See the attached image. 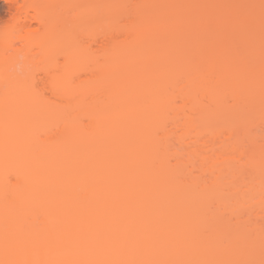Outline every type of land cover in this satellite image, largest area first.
Here are the masks:
<instances>
[{
    "label": "bare ground",
    "instance_id": "bare-ground-1",
    "mask_svg": "<svg viewBox=\"0 0 264 264\" xmlns=\"http://www.w3.org/2000/svg\"><path fill=\"white\" fill-rule=\"evenodd\" d=\"M23 1L25 3V0ZM47 1L51 2L50 0ZM28 2H32V0ZM43 3L38 6H43ZM70 3L71 1L67 3L66 8ZM21 6L23 7V4ZM91 6L82 7L81 9H85L82 11L80 9V12H78L79 8L76 7L78 11H74V7L69 6L71 11L73 10L75 13L71 16L72 18L70 17L72 20L68 22L75 26L74 21L80 18L84 19V16L87 17L93 11ZM92 8L94 9V7ZM97 8L96 10H99V7ZM107 8L109 7L105 6L101 13L105 15L106 13L103 11H107ZM43 13L46 15L47 12ZM47 16L42 17L46 18ZM139 18L138 25L131 29L132 35L129 33L130 37L129 35L124 37L127 38L126 40L119 41L116 39V41L110 37L108 41L106 38V43L100 48L101 63L95 58H90L83 46L79 48V44L77 43V45L72 38L74 36H71L67 52L65 50V55L63 54L65 64L62 66L64 68L60 71V76L56 75L57 79L52 80L55 83L52 85L55 88L58 85L57 89L59 87L60 93V90L65 91L63 95L67 99L64 98L66 101L62 100V103H66L58 104V106L56 104L49 106L27 105L25 100L32 99L34 95L32 92L30 94L29 90L27 92V85L21 83L22 80H17L15 73L7 72L10 67L13 69V60H17V53L20 55L24 48L29 49V45H33L36 41L37 43L42 39L45 41V38L49 36V29L44 35L46 28L43 25L45 29L42 27V32L39 29L36 30L37 28L34 29V32L40 31L41 33L37 32L36 34L30 25H28L27 30L29 29L33 33L24 27L27 26V20L23 22L26 24L24 26L17 22L18 26L15 28V25L13 26L15 21L12 22L14 29L11 28V30L16 31L17 40L23 42H20L21 44L24 42L25 44L22 48L14 47L16 50L10 46L9 48L13 49L11 52L9 48H5L8 47L7 42L13 38L10 31L6 30L1 33L0 40L4 43H0V85H2V87L0 86V264H234L238 263L239 260L240 264H245L247 259H243L245 257L244 252H247L248 248L251 251H256L255 248L260 247L258 243L255 248H253V243H247L246 245H251L253 249L248 246L246 250L241 242L242 237L237 235V238L233 236L234 238L231 237L233 239H226L221 232L223 228L219 221L217 220L219 223L217 226L220 225L221 230L220 227L216 226L217 222H214L216 221L212 216L214 211V213L209 212L207 215L211 216L209 221L214 222L215 226L213 225L214 228L210 229L212 230L210 234L207 235V231L206 235L202 236V232L204 234L206 229L204 226H209L205 224L209 221L204 218V207L207 202L203 195L206 196L208 190H210L211 195H215L216 188H220L222 183L224 186L227 183L228 191L231 192L232 190L233 192V194L229 193L228 195L232 194L234 197L231 200H221L220 204L214 203L216 208L217 204L220 205L222 211L229 212L230 216L236 212L238 214L240 210L246 208L250 212L252 211L251 208H255V206V210L259 208L262 210L259 211L264 213V161L261 155V158L255 157L261 149L254 148V152L255 149L257 150L253 154L255 156L250 153L248 158L247 156L244 158L245 155L243 157L242 153L238 151L240 148L238 149L236 145H243L244 142L237 143L238 139L241 140V138H237L235 133L239 130L240 134L242 125L237 124L236 119L233 120L235 123H232V120L225 121L224 119L225 126L220 122L214 125L217 122L214 121L215 118L213 120L212 116L210 117V110L212 111V109L201 107L199 101L201 98L206 99L207 102H210L209 105H212L213 109L216 110L220 105H223V102L221 103L222 98L225 97L223 93L227 94L228 92L226 96H230L235 103L240 102L239 100L243 98L249 99L248 96L257 87L256 85L254 87L251 81L255 80L254 77L259 78L256 71L259 72L264 63L259 65L255 62L260 67V69L254 70L255 72H251V69H254V64H251V67L253 66L251 69H249L250 67L247 68L248 71L250 70L249 72L246 67H243L246 69L243 71L248 73H241L240 68L242 70V66L236 68L239 69L238 71L234 69L235 65H229L230 68H225L221 61V63L218 62L219 58L211 55L210 60L204 62V64L209 62L207 66L202 65V63L203 67L199 66V63L193 65L188 63L173 67L170 65L172 62H169L167 58L169 57L168 54L167 56L157 55L152 51L154 57L149 56L145 48L142 49L143 51L141 49L136 51L135 48L142 42L153 39L154 30L164 25L157 24L156 28L154 23H149L152 21L150 20L151 17L148 20ZM81 19L80 23L85 21H81ZM91 19L98 20L99 18L91 17ZM15 20L17 21V17ZM48 21L52 22L51 19H47V23ZM47 23L45 22V24ZM102 23L99 22L98 24ZM167 24L169 25L168 21L165 25ZM171 24L173 23L170 22ZM49 25L47 28L52 27L53 24L49 23ZM158 25L160 26L158 27ZM173 25L171 26L175 27ZM72 27L70 28L75 29ZM129 30L124 31L123 34L130 32ZM3 36H7V41L3 39ZM34 40L35 42H32ZM46 42L45 45H41L44 51ZM142 45L143 48L144 45ZM14 46L16 45L14 44ZM51 48L55 49L53 46ZM51 48L49 46L48 49ZM37 52L39 53V51ZM50 53L45 55L46 57L44 56L46 59L42 58L47 61V57L51 56ZM24 54V57L20 55V59L21 57L25 59L26 54H30L29 50L26 49ZM91 59H95V62L92 63ZM212 59L217 63L210 62L213 61ZM148 60H151L152 63L158 62V64H154L153 68L151 66L152 69H146V65L150 66ZM81 61L88 62V65L90 63H100V65L98 67L91 65L93 71L96 69L94 74L88 73L89 78L87 76L81 84H77V82L74 84L72 82L73 75L75 76L76 72H79L83 67ZM144 61L146 62L145 65H143ZM130 63L134 67L130 66ZM174 65L176 64L174 63ZM130 67L137 69V71L127 76L125 72ZM260 73L263 74V72ZM241 74L243 77L240 76ZM262 74L259 76L261 77ZM177 81H180L179 84ZM100 87H106L108 92L103 93L101 98L99 97L101 94L95 97V102L93 97L92 102H89L90 104H85V95L90 92V94H94L93 90H99ZM101 90L104 91V88ZM174 98L182 99L186 104L179 100L182 105L184 104L183 107L186 110L189 109L193 113L197 112V118L195 116L197 120L186 118V120L181 121L179 117L182 115L176 118V115L173 114L175 116L173 118L174 126L180 121L181 123L178 125L183 126L181 129L184 130V127L185 129L188 127V131L189 127L194 125L196 128L194 126L193 128L198 130H194L197 136L203 135L201 132L208 133L207 130H209L211 133L214 130V135L211 133L214 139V136L218 135L219 137L222 133L219 127L218 130L216 129L220 125L222 129L228 130L224 134L229 133L230 137L227 134L224 135L225 137L227 136L233 141L232 138L237 136L235 137L237 140H234V143L231 141L233 144L229 146L230 140L227 138V145V140L224 139L225 137L222 138L223 134H221L220 138L225 140L221 141L220 139L221 146L219 145V147L221 148L219 149L221 150L215 148L213 157H207L206 154L210 155L209 152L204 155L207 158H201L203 164L207 159L210 160L208 166L205 164L199 169L201 172H207L210 176L209 188L206 191V187L203 186L202 192H198L201 195L193 194L194 192H190L191 194L189 192L184 193L183 190L185 191V189L181 190L183 188H181L182 183L176 182L179 178H177L178 169L177 172L174 171L175 169H173L174 172L171 169V171L166 170L168 168L165 162L167 159L162 156V153L159 154V148L165 146L164 142L163 144L158 143L159 147L153 139L154 130L159 129L163 120L167 121L169 117H166V112L172 113L174 111L172 108ZM98 100L102 101L98 103ZM191 114L189 115L192 116L193 114ZM82 118H89L86 128L84 127L85 130L79 126ZM178 118L179 121H177ZM221 120L223 122V119ZM247 123L253 125L252 122L247 121ZM51 125L56 127L54 131L53 126L50 127ZM255 125L258 126L259 124L255 123ZM244 130L242 129V132ZM211 134L209 136H212ZM241 134L243 136V133ZM245 135H247L246 132ZM250 135L251 137L254 136L253 134ZM248 136L249 133L246 136L249 140ZM255 138L253 137L254 140ZM168 151L172 153L171 150ZM171 153L166 155L170 157ZM193 155L191 154L192 157ZM234 160L243 161V166L247 165L246 168L252 169L251 175L245 174L249 177L247 178L248 181L245 180V176L243 181L241 176L240 181L237 179L239 183L231 180L232 175L236 178L238 176L235 177V175H240L238 172L246 170V168L235 169L236 164L231 166L230 162ZM262 162L263 165H261ZM262 166L263 168H261ZM181 173L183 172L181 171ZM188 178L191 179L192 177L188 176ZM190 179H188L190 185L196 184L193 179ZM188 187L184 185V188L187 189ZM237 214L236 216H238ZM225 215L227 216V214ZM244 219L242 218V220ZM248 219L246 218V220ZM241 222L243 223V221ZM211 223L208 224L212 225ZM262 228L264 227L260 225V229H258L261 230L260 236L264 234ZM222 235L226 241L222 239ZM243 235H245L244 232ZM226 236L229 237V235ZM251 238L253 237L251 236ZM259 249L258 252L264 250L263 247L260 251ZM258 252V255L252 253V255L258 256L257 261L254 259L255 263L264 264V252L263 255L260 253V256ZM242 256L243 258H240Z\"/></svg>",
    "mask_w": 264,
    "mask_h": 264
},
{
    "label": "rangeland",
    "instance_id": "rangeland-1",
    "mask_svg": "<svg viewBox=\"0 0 264 264\" xmlns=\"http://www.w3.org/2000/svg\"><path fill=\"white\" fill-rule=\"evenodd\" d=\"M28 1H31V0H27V1L25 0L26 4L24 3L23 0L22 1H20V0H17V1L16 0H0V35H1V33H4V31L8 30V31H10L11 37H13V38L10 37L11 38L10 41L8 40L9 42H7L8 47L6 46L5 48H9L10 46L13 48L14 47L15 48L16 47L22 48L23 45L25 44V42H24V44H21L23 42L20 41L21 42L20 43L17 40L16 31H12L16 26H18L17 22H18V24H22L24 26L26 24H24L23 22H26V20H27L28 21V22H26L27 26H24V27H26V30H27V27H29L28 25H30L33 32H34V29H36V28H37L36 30L39 29L41 31V28L44 25V27L46 28L45 29L43 27L45 29L44 35L47 32V30L49 29L48 35L50 36V38H49V36H47V37L45 36L46 37L45 41H44V39H42L41 41H38V43L36 41V43H33V45H31V46L29 45L30 44L29 43L28 44L29 49L28 48H26V49H27V51L29 50L30 54H26V57L24 59L23 57L25 56L24 53L26 51V49L24 48V50L22 51L24 53L22 54V52H20V55L21 56L24 55V56L21 57V59H20V55L17 53L18 58L16 61H18V59H19V61L16 62L13 60V66H12L13 69H11V67H10L9 70L10 69L11 70L10 71L7 70V72H10V74L15 73L16 74V76L14 74L15 78H17V80H22L21 83L27 85V87H28L27 92L29 90L30 94L32 92V95H34L32 97V99L29 98V100L28 99L25 100L27 105H35V106L48 105L49 106L50 104H56V106H58V104L63 105L64 103H66V102L62 103V100H64V101L67 100L66 97L63 95V94H65V93H63L65 91L60 90L61 91V93H60L58 91L59 87L57 89L58 85L56 84L57 85L56 88H55V86L52 85V84L55 85V83H53L52 80L54 78L57 79V76L60 74V71H62V69L64 68V66H62V65L65 64V62H64L65 61V59H64L65 58L64 57L65 50L67 52V48L70 45L71 36H74L72 38H74V41L76 44L77 43L79 44V45L77 44L79 46V48H81L83 46V48L88 52L87 54H89L90 58H92V59L95 58L96 60H98V62L100 61V63H101L100 57H101L102 53H101L100 48H101V46L103 47L104 44L106 43V41H105L106 38L108 41H109L110 37L113 40H116V39H118L119 41H121L123 39L126 40L127 38L125 39L124 37L128 36L129 33L131 34V29L134 28L135 26H137L138 22H140L139 17H141L143 20H148L151 17L150 20H152V21H150L149 23L150 24L154 23L156 25L155 26L156 28H157V24H160V25L164 24V25L163 26L161 25V27H159L160 25H158L159 28L157 30L153 31V35H152L153 39H151V37H150L151 40L146 41V42L145 41L142 42L141 45L142 44L144 45V46L142 45L143 48L141 47V45H138L135 48L136 51H140L139 49L142 50L145 48V50L147 49L146 51L148 52L149 56L152 55L154 57H155L154 53H157V55L161 54V55H166V56L168 54L169 57H167V58L169 59V62L173 63V64L170 63V65L173 67L182 66V64L185 65L188 63H190V65L199 63V66L202 63V65L207 66V65H209V62L206 64H204V62L209 61L211 55H215L217 58H219L218 59L219 61L218 60L217 61L218 62L221 61L222 64L225 66V68H228V67L230 68L231 65L232 66L235 65L237 67L234 66V69L238 71L239 69H236V68H240L242 66V70L240 68L241 73H248L250 70L248 71L247 68L250 67L249 69H251L253 66H254V69H251V72H253L254 70L256 71L257 68L260 69L259 65L264 63V61H263L264 60V0H70L71 3L67 6L68 9L66 8V5H67V3L70 2L69 0H59V1L58 0H50L51 1L50 3L47 0H32V2H28ZM35 1H37V2H35ZM41 1L44 2L43 3L44 7L41 6L42 5ZM46 1H47V3H46ZM22 4H23V7L21 6ZM39 4H41V5L38 6ZM71 4H74V5H71ZM88 4H90L89 6L92 5L90 8L93 11L91 13H89V15L87 17L84 16V19L80 18L82 21V20H85V17H86L87 19L85 21H82L80 23V19H78V20L74 21L75 26H73V23L68 22V21L72 20V19H70V17L73 15V13H75V12H73V10L78 11L77 8H79L78 12H80V9L84 6L87 7ZM24 5H27V6H24ZM30 5H32V6L30 7ZM33 5H34V8H33ZM47 6H48V8H47ZM69 6L74 7L72 11L70 9L71 7H69ZM105 6L109 7V8H107V11H103V13H106L107 15L106 14L104 15L101 13V10ZM92 7H94V9ZM97 7H99V10H96ZM42 9H45V10H42ZM84 9L85 8L81 9V11ZM11 10H13V11H11ZM26 12H27V14H26ZM43 12H47L46 13V15H48L47 16L48 18L46 17L47 19H49V20L51 19L52 22H54V21L55 22L52 23V22L48 21V23H47V19L45 17H42V16H46L45 13H43ZM76 14H77V12H76ZM17 15L20 17H18ZM15 16L17 17V21L15 20L16 19ZM52 17L55 19L54 21H53ZM91 17L92 18H99L98 20H100V21H98L97 19H91ZM29 18H31V19H29ZM67 18H69V19H67ZM137 19H138V21H137ZM66 20H67V22H66ZM14 21H15V24H13V26L14 25L15 26H14V28H12V22H14ZM166 21L169 22V25H170V22L173 23L175 25V27L171 26L173 24H171L170 27L168 24L165 25ZM45 22L48 25L45 24ZM77 22H79V23L77 24ZM99 22L100 23L106 22V23L105 24L102 23L99 25L98 24ZM49 23L54 25V26L52 25L53 28L52 27L47 28L48 26H50ZM65 24H66V26H64ZM76 24H77V27H76ZM45 25H47V26H45ZM111 25H113V27H111ZM69 26L70 27L73 26L75 29H71ZM32 27H34V28H32ZM101 27H103V28H101ZM11 28H12V30H11ZM82 28H84V29H82ZM110 28H112V29L110 30ZM65 29H67V30H65ZM85 29H86V31H85ZM126 30L130 31V32H127L128 34L126 33L127 35L125 33L123 34V32ZM27 31H29V29ZM40 31L39 32L36 31L34 33H36V34H37V32L40 33ZM42 31H43V29H42ZM58 31H59V33H58ZM70 31H71V33H70ZM64 32L65 33L67 32L68 34L67 33L65 34ZM112 36H113V38H112ZM60 37L63 40H60L61 39ZM129 37H130V35H129ZM56 38H58V39H56ZM3 39L7 41V36L6 37L3 36ZM15 42L17 44L18 43L19 44L17 45ZM32 42H35V40ZM45 42H46V49L44 51L41 48V47H43L41 45H43V44L45 45ZM0 43H4V42L1 41ZM66 43H67V45H66ZM14 44L16 46H14ZM51 45L55 49L51 48L52 47ZM49 46L51 49H53L52 51H51V49H48ZM138 47H140V48H138ZM15 48H14V50H16ZM12 50L13 49H10V52ZM30 50H32V51H30ZM37 51H39V53ZM50 51H51V53H50ZM146 51H144V53H146ZM6 53H7V55L9 54L8 52H6ZM49 53L51 56L47 57L49 60V61L47 60L48 61L47 62L45 60L46 59L45 57L47 55H49ZM10 54H12V53H10ZM85 54H86V52H85ZM14 56H15V54H14ZM30 57H31V59H29ZM38 57H39V59H38ZM42 57H44L45 59ZM26 58L29 61H26L27 60ZM212 58H214V56H212ZM22 59H24V60L22 61ZM32 59H33V61H32ZM94 60H92L91 62L94 63L95 62ZM212 60L213 61H210V62L217 63V62H215L214 59H212ZM149 61H151V60H148V63L150 66L146 65L147 66V67H145L146 69L151 68V66L153 68L154 64L155 65L158 64V62L152 63V61L151 62H149ZM260 61L261 62L263 61V62L259 63ZM255 62H257L259 65ZM80 63L83 64V67H82V69L79 70V72L78 71L76 72L77 74L75 76L73 75L74 79L72 80V82L74 84H76L75 82H77V84H81L83 81H85L87 76H88V78L90 77L89 74H91V73L94 74V71L96 69L93 71V68H91V65L93 67H98L100 65V63L99 64L95 63L96 66H95V64H91V63H90V65H88L87 64L88 62H86V61L85 62L81 61ZM131 63L133 64V62H131ZM131 63H130V66L132 65ZM174 63L176 65H174ZM220 63H218V65L221 66L222 64H220ZM135 64H136V62H135ZM145 64H146V62L143 65H145ZM251 64L252 65L254 64V65L251 67ZM27 65H29V66H27ZM223 65L221 67H224ZM256 65H258V66H256ZM135 66L137 67V65H135ZM22 67H24V68H22ZM243 67H246L248 72H246V71L244 72L243 70H246V69H243ZM262 67H264V66L262 65ZM262 67H261L259 72L256 71L258 73V74L257 73L256 74L258 75L259 78L254 77L255 80H252L253 82L251 81V84L254 87H255V85L257 87H255L256 91L253 90L251 92L252 94L251 93H250L251 95L249 94L250 95V96H248V97H250L249 99L246 96L247 99L243 98L242 100H239L240 102H236L237 103L236 104L233 101V99L230 98V96H226V95H228V92L225 90L227 92V94L223 93V96H225V97L222 98V101L220 100L221 103L223 102V105H220V107L218 109L214 110L213 106L209 105L210 102H207L206 99H203V98H201L199 103H200V106L201 105H202L201 107L204 106L203 108H205V109H207V108L212 109V111L210 110V113H211L210 117L212 116L213 120L215 118L214 121L217 122V123H214V125H216V124H218V122H220L221 124L223 123L222 125L225 126L224 119H225V121L226 120H232V123L235 121L234 119H236L235 122L239 125H242L241 126V128L243 127L242 129H245L244 132H242V129L239 127L240 128V134L243 133V136H242V134L240 135L238 132L239 130L236 129L238 133L236 132L235 134L238 137L235 135L232 138L234 140H237V138H241V140L238 139L237 143L241 144L244 142L243 145L242 144L240 146L236 145L238 149L240 148L239 150L238 149L237 150L242 153V156L245 155V157L243 156L244 158H246V156L248 158V157H250L249 156L250 153H251V155L256 153L257 150L255 149V152H254L253 151L254 148H257L258 150L261 149L260 150L261 152L258 151L256 153L257 156H255V155H253V156H255L257 158L262 157V160L264 161V159H263V157H264V131H263L264 130V117H262V116H264V71H263L264 68H262ZM87 68H89V69H88V71L85 72V70H87ZM130 68H131V70H130ZM130 68L127 69V72H125V75L130 76V75L136 73L137 69H134V68L132 69V67H130ZM83 69H85V70L82 72ZM24 71H26L25 74L27 73L26 76L24 74ZM260 72H263V74ZM261 74H262V76L260 77L259 75H261ZM242 75L243 74H241L240 76L243 77ZM54 76H56V77H54ZM180 78H182V77H180ZM178 80H179V77H178ZM178 82H180V81H177V84H179ZM0 86L2 87V85H0ZM50 86H52V87H50ZM103 88H104V91L101 90ZM4 89H5V87H4ZM106 89H107L106 87H100L99 90L101 93L99 92V90L95 89V90H93L95 95L90 94L91 92L89 93L90 95L89 94L85 95V98H84L85 104H87L89 102L91 103L93 97H94V102H95V97L99 96V94H101L99 96L101 98L102 95H104V94H106V92H108V90H106ZM169 91H171V90H169ZM255 92H257L256 95H253ZM53 93L55 94V97H54ZM86 96H87V98H86ZM177 97H179V95H177ZM55 98L58 100H56ZM179 99L174 98V100L172 101L173 102L172 108L174 109V111L172 113H170L169 111L166 112V117L169 116L168 117L169 119L167 118V121L163 120L162 124L160 125L161 128L159 127V129L157 128L156 130H154V132H153L154 138L153 139H155L154 141L157 142V144L158 143L163 144V142H164V145H165L164 147H160V145L158 144L160 147L159 148L160 153L159 152L158 153L160 155L162 153L163 154L162 156H164L165 159H167L165 161L166 165L168 166V168H166V170L171 169L172 172H174V171L177 172V169H178V172H179L178 174L180 176L179 175L177 176V178L178 177L179 178L178 179L176 178L177 179L176 182L179 184L182 183L181 188L182 187L183 188L181 190L185 189V191L183 190L184 193L185 192H187V193L188 192L189 193L194 192L193 194H198L199 191L202 192L201 188L203 186L206 187V191L208 190V188H209L208 181L210 178V176L207 172L199 171V169H201L202 165L206 164L205 166H208L210 160L207 159L205 164H203V163H201L203 161V160H201V158L202 157L207 158V157H211V156L213 157V152L216 151V149L221 150V149H219V148H221V147H219V145L221 146V144H220L221 141H223L224 139L227 140V138L230 136H229V133H226L228 135V137L224 136V135H226V134H224V132H228V130L227 131L224 130L225 128L222 129V127H220V125L217 127L214 126V127H216L217 130L219 127V129L221 130V131L220 130L219 131L222 132V133H220L219 137H218V135H216L218 138L216 136H214V139L212 138L214 135L213 134L214 130L211 132L213 135L210 133L209 130H207L208 133L201 132V134H203V135L197 136L195 134L196 131H194L197 129H195L196 126H194V125L191 126L192 129L189 127L190 130L188 129V131H187L188 127L186 129L184 127V130L181 129V127L183 128V126L181 124H180L181 126L178 125V123H181L179 121V118L181 121H183V119L186 120V118L194 120L195 116L197 115V112H194V113H196V114H194L193 112H191V110L188 109L190 111L188 113V110H186L183 107V105L186 103H184V101L182 99H180L184 103L182 105V102ZM59 100H61V101H59ZM102 100H104V99H102ZM102 100H100V101L98 100V103H100ZM105 102H106V98H105ZM174 112H176V113H174ZM190 113H192L193 115L191 114L192 116H190L189 115ZM173 114L176 115V118L179 117L180 115L186 116V117L180 116L178 118V120L176 119L177 121H179L177 123L175 122L176 126L178 125L177 127L174 126V124H173L174 123L173 118H175V116ZM196 118H197V116H196ZM247 118H248V120H247ZM260 118H261V120H260ZM88 119L89 118H85V119L82 118L81 122L79 123L80 124L79 126L83 127V130H85V128H86L85 126H87V124H88V121H89ZM221 119H223V122ZM240 119H241V121H239ZM244 119H245V121H244ZM247 121L252 122L253 125L248 124ZM255 123L259 124L258 126L260 128L257 125H255ZM246 124H248V125H246ZM52 126L53 125H51L50 127H52ZM193 126L195 128H193ZM53 128H54V126H53ZM55 129H56V127L53 129V131ZM183 131H185V132H183ZM203 131H204V129H203ZM245 132L247 133V135L249 133V136H248L249 140H251L250 134L254 135L251 137L252 138L251 142H249V140L247 139V137H246L247 135H245ZM257 132H259V133H257ZM210 134L212 136H209ZM221 134H223L222 138L225 137L224 139L220 138ZM235 137H237V138H235ZM242 137H244V138L242 139ZM253 137H256L255 140L253 139ZM220 139H221V141H220ZM228 140H230L229 146H232V144L234 143L233 142L234 140L232 141L231 138H228ZM228 140L226 142L227 145H228ZM245 141H248V142L246 143ZM222 145H223V142H222ZM210 147L211 148L213 147V148L211 149ZM168 150L172 151V153L170 152L172 154V155H170V157H168L166 155V154H170ZM206 150H207V152H206ZM229 151H230V149H229ZM209 152H210V155L206 154ZM191 154H194L195 156L193 155V157H192ZM205 154L207 155V157L204 156ZM188 155H190L191 157H189ZM260 155H261V157H260ZM166 156H167V158H166ZM235 164H236V167H234L235 169L240 168V170H241V168L245 169L247 167V165L243 166V164H244L243 161L237 162L236 160H234V161L230 162L231 166H235ZM261 165H263V162ZM263 166L261 168H263ZM173 169H175V170L173 171ZM181 171L183 173H181ZM238 173L240 175L237 174V175H235V177L238 176L239 178L238 177L234 178V176L232 175L231 180L233 179L234 182H236L238 180L240 181L241 180L240 176L242 178V181H243V178H245V177H246L245 180H247V178H249V177L246 175L247 174L251 175L252 169L246 168V170H243V171L241 170V172H238ZM188 176H190L192 178L190 179V178H188ZM187 178L190 180L193 179V181H195L196 184L194 183L193 184L194 186L190 185L191 183L189 182V180ZM194 179H196V180H194ZM185 180H187V181L185 182ZM239 181L237 183H239ZM225 184H226V186H224V183H222L220 188H218V189L216 188L215 195H211L210 190H208L206 192L207 197L205 195H203L206 199L205 201L207 202V203L205 202L206 204L204 207V211L206 212V213L204 212V218H207V220L209 221V218L211 216H208L207 214H209V212H211V214L215 212L214 214H212L214 219H216V221H214V222H217V220L219 221L220 225L223 228V230L221 232L226 237V239L231 238L233 236L235 238H237L236 235L238 237H242L241 242L245 246L246 250H247L248 246L251 248V245H249V244L253 243L252 244L253 248L258 246V244H259L260 247H258V248L256 247L255 248L256 251H254V250L251 251L248 248L247 252H244L245 257L244 258H243V256L240 257L243 259L246 258L247 263H249V264H256L255 262L258 260V256H254V254L252 255V253L257 254L259 248H260L259 251L262 249V247L264 249V246H263L264 245V243H263L264 242L263 241L264 234L262 236H260L259 232H261V230H258V229H260V225H261V227H264V213H262L261 212L262 210L259 209L258 207H257L258 210H255L256 209V206H255V208L253 207L254 209L251 208L252 211H250V212L252 214L246 208V209L240 210L238 214L236 212L235 214H233L234 216L233 215L230 216L229 212H227V211L223 212L222 211V208L220 205H219L220 206L219 207L217 204V208H216L214 206L215 205L214 203L217 202L220 204L221 200H227V199L231 200L234 197V195H232L233 194L232 190L229 189V190H231V192L228 191L227 183H225ZM184 185H186V187L189 186L187 188L188 191L186 188H184ZM222 186L224 187V189H221V188H223ZM226 187H227V190L225 189ZM231 187H233V186H231ZM194 190H196V191H194ZM204 190H205V188H204ZM229 193H232V194H230L231 198H230V195H228ZM222 194H223V196H222ZM198 195H201V194H198ZM211 196H212V198H211ZM227 196H229V197H227ZM213 197L215 199L216 198H218V199L215 200ZM216 209H217V211H216ZM246 210H247V212H246ZM259 210H261V211H259ZM225 214H227V216ZM236 214L238 216H236ZM228 215H229V217H228ZM238 217H239V219H238ZM245 217L247 219L248 218L249 219L246 220ZM242 218L243 219L245 218V219L242 220ZM207 220L205 219V221H207ZM236 220H237V222H236ZM240 220L243 221V223ZM214 222L211 223V221H209V222H206L205 224L212 227L215 224ZM240 222H241V224H240ZM208 223H211L212 225H210ZM219 223L217 222L216 226ZM220 225H219V227L221 230ZM252 225H254L255 227L253 228ZM209 226H207V227L204 226V229L205 228L206 229L205 230L202 229L205 231L204 234L202 232V236L206 235L207 231H208L207 235L210 234V232L212 231L210 229H213L215 225L212 228H210ZM208 227H209V229H208ZM224 231H226V232L224 233ZM254 231H255V233H254ZM262 231H263L262 233H264V228H262ZM243 232L245 235H243ZM226 235H229V237ZM230 235H232V236H230ZM224 236L222 239L225 238ZM248 236H250V237H248ZM251 236L254 239L251 238ZM233 238H231V239H233ZM255 241H257L256 245L254 244ZM247 243H249L248 246L246 245ZM262 243H263V245H262ZM253 248H251V249H253ZM245 249H243V250H245ZM263 252H264V250L262 252L261 251L258 252L259 256H260V253L262 254ZM239 259H237V260H239ZM243 259H241V260H243ZM254 259H256V261ZM251 261H252V263H251ZM247 263H245V264H247ZM234 264H240V260L238 261V263H234Z\"/></svg>",
    "mask_w": 264,
    "mask_h": 264
}]
</instances>
